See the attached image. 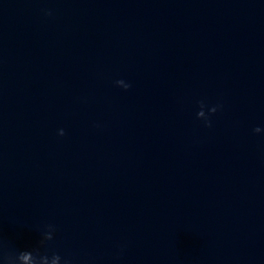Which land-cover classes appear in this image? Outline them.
Listing matches in <instances>:
<instances>
[{
    "label": "clouds",
    "instance_id": "1",
    "mask_svg": "<svg viewBox=\"0 0 264 264\" xmlns=\"http://www.w3.org/2000/svg\"><path fill=\"white\" fill-rule=\"evenodd\" d=\"M49 15L51 13H48ZM117 85L123 87L125 90L130 88V84L125 83L123 80L116 81ZM204 104L201 102L200 105V111L197 113V117L204 119L207 126H211L210 121L208 120V117L205 114L204 111ZM217 111V107H212L209 109L210 113H215ZM261 129L259 127L254 129V132L259 133ZM59 135H64L63 129L59 131ZM48 231L43 233V238L39 241V244L41 247L45 246L47 241H51L53 239V231L51 225L47 226ZM61 256L57 253H53L50 257L49 255L42 254L40 252L39 248H35L33 250H24L20 251L16 256L7 255L4 256V260L6 264H26V262H30V264H61ZM64 264H70L68 260H64Z\"/></svg>",
    "mask_w": 264,
    "mask_h": 264
}]
</instances>
